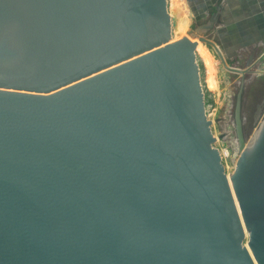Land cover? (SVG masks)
<instances>
[{"label": "water", "instance_id": "1", "mask_svg": "<svg viewBox=\"0 0 264 264\" xmlns=\"http://www.w3.org/2000/svg\"><path fill=\"white\" fill-rule=\"evenodd\" d=\"M172 26L166 0H0V264H264L252 66ZM195 40L241 76L230 183Z\"/></svg>", "mask_w": 264, "mask_h": 264}, {"label": "rangeland", "instance_id": "2", "mask_svg": "<svg viewBox=\"0 0 264 264\" xmlns=\"http://www.w3.org/2000/svg\"><path fill=\"white\" fill-rule=\"evenodd\" d=\"M166 3L173 25V39L185 36L191 38L197 35L208 38L214 41L221 50L223 49L227 58L224 54L223 57L229 66L241 69L244 67L247 54L253 52L252 72L245 76L242 102L244 136L246 143L250 144L264 120V40L255 43L254 39L264 29V22H257L258 29L256 23L252 21L244 23V33L247 34L245 39L248 38L245 43L249 49L243 50L239 55L234 52L232 44L230 46L225 42L223 33L219 34L215 25L209 24L212 13L209 2L206 0H166ZM196 62L199 68V83L203 94L205 117L211 122L210 130L215 139L213 147L219 152L224 174L228 178L234 170L238 156L233 110L241 76L224 69L214 50L205 44L196 50ZM246 242L247 237L244 238L243 245L246 246Z\"/></svg>", "mask_w": 264, "mask_h": 264}, {"label": "crops", "instance_id": "3", "mask_svg": "<svg viewBox=\"0 0 264 264\" xmlns=\"http://www.w3.org/2000/svg\"><path fill=\"white\" fill-rule=\"evenodd\" d=\"M206 2L210 3L212 9L209 24L215 25L219 34L223 33V39L230 46L231 44L234 46V52L241 55L243 50L249 49L245 43L248 38L245 39L247 34L244 33V23L252 21V23H256L258 29L257 22H264V0H206ZM213 21L217 23L214 24ZM254 39L255 43L264 40V29ZM221 51L224 54L223 49ZM246 57L243 68H246L247 64L253 66L251 62L253 61V52L248 53Z\"/></svg>", "mask_w": 264, "mask_h": 264}, {"label": "bare ground", "instance_id": "4", "mask_svg": "<svg viewBox=\"0 0 264 264\" xmlns=\"http://www.w3.org/2000/svg\"><path fill=\"white\" fill-rule=\"evenodd\" d=\"M172 40H178V39H173L172 38ZM195 41H197V40H195ZM202 42H199V41H197V47H196V50H197V48H198V46L199 47H201L202 46V44H204V43H202ZM204 46V45H203ZM220 49V48H219ZM221 50V49H220ZM219 58V57H218ZM222 64V63H221ZM223 66V65H222ZM224 68V67H223ZM225 69V68H224ZM238 157V156H237ZM228 181H229V177H228ZM229 183H230V181H229ZM231 186V185H230ZM236 202V201H235ZM244 228V227H243ZM244 233L246 234V231H245V229H244ZM247 235V234H246ZM245 247H247V246H245ZM248 249V248H247ZM248 251H249V249H248ZM249 253H250V251H249Z\"/></svg>", "mask_w": 264, "mask_h": 264}, {"label": "flooded vegetation", "instance_id": "5", "mask_svg": "<svg viewBox=\"0 0 264 264\" xmlns=\"http://www.w3.org/2000/svg\"><path fill=\"white\" fill-rule=\"evenodd\" d=\"M185 37H188V36H185ZM198 48H199V46H198ZM198 48H197V49H198ZM222 54H223V53H222ZM224 59H225V57H224Z\"/></svg>", "mask_w": 264, "mask_h": 264}]
</instances>
